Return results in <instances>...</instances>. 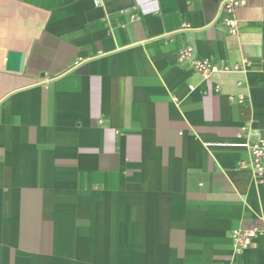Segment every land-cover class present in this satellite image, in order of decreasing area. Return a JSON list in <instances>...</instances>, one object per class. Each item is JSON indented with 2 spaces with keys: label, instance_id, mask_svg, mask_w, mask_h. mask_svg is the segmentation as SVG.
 Listing matches in <instances>:
<instances>
[{
  "label": "crops",
  "instance_id": "crops-1",
  "mask_svg": "<svg viewBox=\"0 0 264 264\" xmlns=\"http://www.w3.org/2000/svg\"><path fill=\"white\" fill-rule=\"evenodd\" d=\"M224 1L0 0V264H264V0Z\"/></svg>",
  "mask_w": 264,
  "mask_h": 264
},
{
  "label": "built area",
  "instance_id": "built-area-1",
  "mask_svg": "<svg viewBox=\"0 0 264 264\" xmlns=\"http://www.w3.org/2000/svg\"><path fill=\"white\" fill-rule=\"evenodd\" d=\"M244 3L245 0H225L220 8V11L225 14L222 19V24L231 35L236 36L239 33L238 20L235 17V12ZM178 62L180 64H187L203 79H208L213 74L221 71L219 66L210 59L197 57L191 46H186L179 52ZM223 71L229 70L225 69ZM247 147L250 152L249 166L253 171L255 180L259 184L264 185V137H258ZM259 233L260 230L258 228L235 231L233 233L235 251L241 253L248 249Z\"/></svg>",
  "mask_w": 264,
  "mask_h": 264
},
{
  "label": "water",
  "instance_id": "water-1",
  "mask_svg": "<svg viewBox=\"0 0 264 264\" xmlns=\"http://www.w3.org/2000/svg\"><path fill=\"white\" fill-rule=\"evenodd\" d=\"M24 54L21 52L10 51L7 55V70L19 72L23 69Z\"/></svg>",
  "mask_w": 264,
  "mask_h": 264
}]
</instances>
